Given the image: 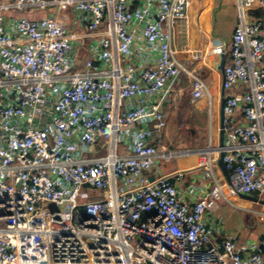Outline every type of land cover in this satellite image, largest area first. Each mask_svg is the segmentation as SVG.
<instances>
[{"label": "built area", "instance_id": "built-area-1", "mask_svg": "<svg viewBox=\"0 0 264 264\" xmlns=\"http://www.w3.org/2000/svg\"><path fill=\"white\" fill-rule=\"evenodd\" d=\"M51 5L74 8L82 27L35 15ZM191 7L0 0V264H264V242L217 238L222 203L264 195V0H236L224 143L199 149L211 189L191 204L179 195L183 170L156 171L183 151L161 144L180 54L208 62L228 51L189 43ZM190 75L193 99L211 96ZM221 151L231 185L215 175Z\"/></svg>", "mask_w": 264, "mask_h": 264}, {"label": "crops", "instance_id": "crops-1", "mask_svg": "<svg viewBox=\"0 0 264 264\" xmlns=\"http://www.w3.org/2000/svg\"><path fill=\"white\" fill-rule=\"evenodd\" d=\"M254 12V10H251ZM191 22L189 24L190 27V35L188 36V41L191 43L193 47H200V46H215L217 44H222L228 50L226 53V60L229 59L230 55V45L232 39V33L237 25L238 22V13L236 9V0H192V7H191ZM56 13L60 14V17L66 22V24L70 28L74 27H82L81 23L76 20V13H72L70 10H65L64 12L58 10ZM252 13V12H250ZM37 15V14H35ZM252 16V15H251ZM256 15L252 16L255 17ZM89 40L85 41L84 44H88ZM179 46V44L177 43ZM84 49V48H83ZM85 51V50H84ZM180 59L182 60L185 69L182 71L180 75V80L183 77H186L189 81V89L190 92L188 94V98L186 99L185 92L179 90L175 87L178 83H174V88H176L174 93L170 94L167 100L164 103V112H165V127H164V135L161 141L162 145L168 146L174 150H183L177 152L175 155L176 161L172 166L168 168H163L160 166L161 159L158 160L156 171L161 174L166 175H174L179 170L184 171V175L181 180L177 181V186L179 189V195L183 200H186L193 204L197 197L209 189H211V185L213 184L214 180L213 177L205 178L202 176L204 172V167L200 164L201 160L204 158L203 154L199 152V149L202 147H193V146H182L179 145L177 147H170L168 143L165 141L166 129L168 127V108L173 107V109L180 107L184 103H189V101H195L196 103L206 100L208 105V110L211 113L213 108L216 106L217 110V142L216 144L220 143V110H221V90H222V71L218 69L220 64V58L217 56H212L210 61H198L193 59L189 54H180ZM190 72H193L195 75L201 76L206 83L208 84L211 96H204L202 98L193 99L192 97V77ZM209 74L215 76L218 81V93L214 92L213 89L210 87L211 85L207 82L206 76ZM218 76V77H217ZM181 82V81H180ZM216 97V103H215ZM197 100V101H196ZM211 138V137H210ZM212 144V143H211ZM205 148V147H204ZM168 160H171L168 159ZM215 175L221 180L225 181L226 176L223 173L220 165L219 159L216 160V165H214ZM240 201L235 200L238 206H231L227 202L222 203L219 209V213L224 219L225 222V232L224 234H220L217 238H223L227 236H235L238 241L245 242L250 240H244V231L249 226L248 215H253V217H257L256 214L258 212L257 208H254L250 203H258L256 200L251 198L237 196ZM246 202H244V201ZM236 209H240L242 212L245 213V216L235 214ZM261 214V213H260ZM258 221L256 220V227H258ZM255 228V227H254ZM264 235V230H261ZM260 242L261 244L264 242V237L262 240H255Z\"/></svg>", "mask_w": 264, "mask_h": 264}, {"label": "rangeland", "instance_id": "rangeland-1", "mask_svg": "<svg viewBox=\"0 0 264 264\" xmlns=\"http://www.w3.org/2000/svg\"><path fill=\"white\" fill-rule=\"evenodd\" d=\"M58 10H59L58 5H51V6H47L46 8L37 7L34 12L37 13V15L41 16V15H46L48 13H56ZM69 10L72 13H75L74 8H69L68 11ZM60 11L64 12L65 10L61 9ZM5 12L10 13L15 17H19L21 15H27L26 11H22L18 9H11L10 11H5ZM230 49H231V45L229 50ZM228 60L230 61V55ZM206 80L211 85L210 87L213 89V91L218 93L219 80L215 78L214 74L213 75L209 74L208 76H206ZM175 87L179 90L183 89V91L185 92L186 99L188 98V94L190 92L189 89L190 85L186 77H183L182 80H180L179 78L178 83L175 85ZM176 88H174L173 86L172 90H175ZM171 92L172 94L174 93V91ZM215 103H216V97H215ZM167 115H168V127L166 129L165 141L166 143H168L170 147L173 148L179 145L182 146L188 145L193 147L204 148V147H208L211 143L213 145H216L218 138L217 128H216V124H217L216 106L215 108H213V111H211L210 113L208 110V105L206 100H202L198 103L190 100L188 104L184 103L180 107L178 106L175 109H173V107L172 108L169 107ZM160 159H161L160 166H162L165 169L172 166V164H174V162L176 161L175 156H172L171 160H168L164 157ZM250 195L258 197L260 200H264V195H261L258 192H253ZM237 200L240 201L239 198H237ZM250 204L254 208H257L258 212H260L261 214L257 213L256 218L253 217V215H248L249 217L248 220L250 224L248 228L244 231V236H245L244 240H262L264 237L261 231L264 230V203L253 202ZM236 212L237 213H234V215L239 214L240 216L241 215L245 216V213L242 212L240 209H236ZM256 220H259L258 227H256Z\"/></svg>", "mask_w": 264, "mask_h": 264}, {"label": "water", "instance_id": "water-1", "mask_svg": "<svg viewBox=\"0 0 264 264\" xmlns=\"http://www.w3.org/2000/svg\"><path fill=\"white\" fill-rule=\"evenodd\" d=\"M225 62H226V53L225 52H222L221 54V59H220V64L218 66V69L219 70H223L224 68V65H225ZM224 94H225V89L222 87V90H221V96H222V100H221V110H220V122L222 123V119H223V115H224V112H223V105H224ZM220 145H223L224 143V131L222 129V125H221V128H220ZM223 151H221L220 153V158H219V165L223 171V173L225 174L226 178H227V181L230 183L231 185V180H230V173H229V170L227 169L224 161H223ZM234 190V189H233ZM234 192H236L234 190ZM237 193V192H236ZM239 196L241 197H246V198H251L253 200H256V201H260L262 203H264V200H260L258 197H255V196H251V195H248V194H239Z\"/></svg>", "mask_w": 264, "mask_h": 264}, {"label": "trees", "instance_id": "trees-1", "mask_svg": "<svg viewBox=\"0 0 264 264\" xmlns=\"http://www.w3.org/2000/svg\"><path fill=\"white\" fill-rule=\"evenodd\" d=\"M252 13H251V15L252 16H254V15H256V16H258V15H261L262 14V10H254V12L253 11H251Z\"/></svg>", "mask_w": 264, "mask_h": 264}, {"label": "bare ground", "instance_id": "bare-ground-1", "mask_svg": "<svg viewBox=\"0 0 264 264\" xmlns=\"http://www.w3.org/2000/svg\"><path fill=\"white\" fill-rule=\"evenodd\" d=\"M211 150H213L212 147H211L210 149H206V151H211ZM215 151H216V148H215ZM233 198H234L235 200H237L238 197H237V196H233Z\"/></svg>", "mask_w": 264, "mask_h": 264}]
</instances>
